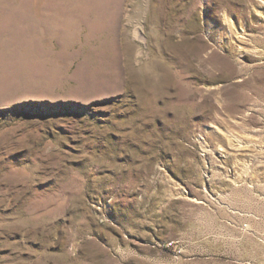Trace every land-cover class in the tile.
<instances>
[{"label": "rangeland", "instance_id": "obj_1", "mask_svg": "<svg viewBox=\"0 0 264 264\" xmlns=\"http://www.w3.org/2000/svg\"><path fill=\"white\" fill-rule=\"evenodd\" d=\"M0 264H264V0H0Z\"/></svg>", "mask_w": 264, "mask_h": 264}]
</instances>
